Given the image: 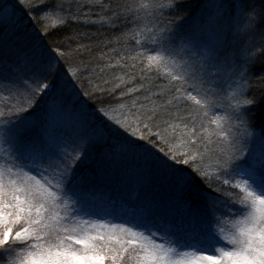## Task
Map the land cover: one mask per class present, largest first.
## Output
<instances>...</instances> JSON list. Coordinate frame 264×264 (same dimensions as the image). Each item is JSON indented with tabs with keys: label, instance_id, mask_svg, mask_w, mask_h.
Segmentation results:
<instances>
[{
	"label": "snow or ice",
	"instance_id": "6c2138e0",
	"mask_svg": "<svg viewBox=\"0 0 264 264\" xmlns=\"http://www.w3.org/2000/svg\"><path fill=\"white\" fill-rule=\"evenodd\" d=\"M0 264H264V3L0 0Z\"/></svg>",
	"mask_w": 264,
	"mask_h": 264
},
{
	"label": "trees",
	"instance_id": "16d2710c",
	"mask_svg": "<svg viewBox=\"0 0 264 264\" xmlns=\"http://www.w3.org/2000/svg\"><path fill=\"white\" fill-rule=\"evenodd\" d=\"M248 2L254 6L259 7L262 3H264V0H248ZM187 3L189 5L190 11L192 13H195L200 6L201 0H187ZM72 30H78L81 32H87L89 34H94L95 36L100 37V39L111 38L106 28L98 30L97 25H81L78 29L74 26ZM68 34H71V31ZM260 39L261 36L259 34L253 37L254 42ZM94 55H99V49H97ZM258 67L259 66H257V69ZM255 133L257 136L261 134V127L259 126V122H258V126L255 128ZM112 188H113V195L116 197L123 196V197L132 198L137 193L136 186L120 175L112 177Z\"/></svg>",
	"mask_w": 264,
	"mask_h": 264
},
{
	"label": "rangeland",
	"instance_id": "374dc122",
	"mask_svg": "<svg viewBox=\"0 0 264 264\" xmlns=\"http://www.w3.org/2000/svg\"><path fill=\"white\" fill-rule=\"evenodd\" d=\"M252 40H253V38H252ZM253 42H254V40H253Z\"/></svg>",
	"mask_w": 264,
	"mask_h": 264
}]
</instances>
